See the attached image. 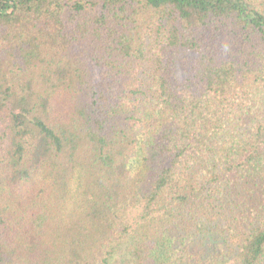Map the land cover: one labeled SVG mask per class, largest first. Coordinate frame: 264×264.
Returning <instances> with one entry per match:
<instances>
[{
    "label": "trees",
    "instance_id": "obj_1",
    "mask_svg": "<svg viewBox=\"0 0 264 264\" xmlns=\"http://www.w3.org/2000/svg\"><path fill=\"white\" fill-rule=\"evenodd\" d=\"M0 264H264V0H0Z\"/></svg>",
    "mask_w": 264,
    "mask_h": 264
}]
</instances>
